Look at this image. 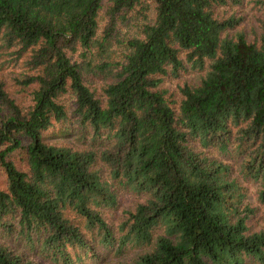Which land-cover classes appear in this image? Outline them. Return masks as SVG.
Masks as SVG:
<instances>
[{"label": "trees", "instance_id": "16d2710c", "mask_svg": "<svg viewBox=\"0 0 264 264\" xmlns=\"http://www.w3.org/2000/svg\"><path fill=\"white\" fill-rule=\"evenodd\" d=\"M247 4L0 0L1 68L19 70L20 97L0 75V264H41L12 240L51 264H98L96 240L143 250L115 264H264L256 209L211 156L239 160L264 202V19L250 39ZM189 70L199 81L171 100L164 79ZM69 120L86 147L47 140ZM125 193L140 201L114 226Z\"/></svg>", "mask_w": 264, "mask_h": 264}, {"label": "rangeland", "instance_id": "374dc122", "mask_svg": "<svg viewBox=\"0 0 264 264\" xmlns=\"http://www.w3.org/2000/svg\"><path fill=\"white\" fill-rule=\"evenodd\" d=\"M248 4L241 9L242 14H245L246 17L243 22V26L245 27V30L247 34L250 36V39H253V32L259 31V19H264L263 12L257 11V7L254 6V4L250 3V0H247ZM230 12V9L228 13ZM231 13V12H230ZM125 32V31H124ZM133 34V33H132ZM4 61V59L0 60V75L5 79V82L7 83V89L10 92V94L16 98L18 101L20 100V97L15 94L16 88L14 87L13 79L16 78L19 70L13 65V64H6L3 68H1V64ZM200 73L198 72H183L182 76L179 78H173V77H167L164 79L163 84L161 85V88L163 90L167 91V94L169 97H171V100L173 101H180L181 93L180 88L183 84L186 82L195 84L199 81ZM95 86H98L95 84ZM24 100L21 99V102ZM69 104H72V102H69ZM47 140L50 143H56L58 145H69L73 146L74 148L82 149L86 147L89 143L86 144L83 137L81 136L78 129H76V126L74 125V122L69 120L66 124L62 125H56L55 128L48 134ZM211 156L218 158V160L223 161L233 168V176L238 178L239 183L243 187L245 193H246V204L251 206L252 208L256 209V214L253 216V218L249 222V226L251 227L252 231H261L264 230V202L260 200L259 193L261 191V184L252 182L249 180H245L242 178L239 174V164L240 161L235 160L234 158L221 154L216 151L211 152ZM6 185V176L4 171L0 168V188L5 189ZM140 199L131 194V193H125L122 194L120 197V206L117 210H111L106 212V217L109 220L111 224L114 226H117L122 217H123V210L124 209H130L133 207L136 203H138ZM13 244V247L18 248L20 251L25 252L29 257L34 258L35 260L39 261L41 264H51L49 260H45L39 255H34L30 248L26 246L25 243L22 241L19 243H16L15 241H11ZM96 240L95 245L97 246V249L99 251L98 255L100 257V262L98 264H115V263H128V261L132 260L136 257V255L141 254L143 252L142 249H128L122 255L115 254L114 251H107L103 247H101ZM84 264H96L91 262V260H87L84 262Z\"/></svg>", "mask_w": 264, "mask_h": 264}]
</instances>
